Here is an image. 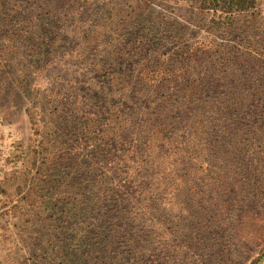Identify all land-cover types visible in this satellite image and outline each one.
<instances>
[{"label": "trees", "instance_id": "trees-1", "mask_svg": "<svg viewBox=\"0 0 264 264\" xmlns=\"http://www.w3.org/2000/svg\"><path fill=\"white\" fill-rule=\"evenodd\" d=\"M259 4L0 0V78L17 71L13 84L29 102L37 140L30 167L18 176L19 199L0 190L8 199L0 217L22 209L24 216L41 204L43 197H32L34 175L54 173L77 158L74 152L84 157L75 175L48 179L67 211L43 204L49 215L36 219L39 242L23 264H148L152 241L158 239L157 252L166 248L168 230L191 246L198 230L227 244L242 220L259 221L253 212L264 201V40L247 36L252 24L240 19L254 16ZM155 7L182 12L190 27L172 36ZM170 40L177 42L173 51ZM76 63L69 88L55 93V83L40 85L39 74L72 72ZM53 120L65 122L71 147L45 160L42 126ZM246 156L256 161L247 164ZM203 198L217 207L211 227L195 224ZM221 216L232 224H221ZM172 253L169 264L187 259L179 249Z\"/></svg>", "mask_w": 264, "mask_h": 264}, {"label": "rangeland", "instance_id": "rangeland-1", "mask_svg": "<svg viewBox=\"0 0 264 264\" xmlns=\"http://www.w3.org/2000/svg\"><path fill=\"white\" fill-rule=\"evenodd\" d=\"M154 10L164 14L165 19L168 21L166 29L172 32V36L174 37L176 35V30L190 27V20H186L183 17V13L180 11H173L172 8L160 9L158 7H155ZM257 10L254 16H243L240 19L243 21L245 18L252 24V29L248 30L247 36L251 37L254 41H263L264 0H260ZM191 29L192 27L186 29V32L192 34ZM167 47L170 51H173L177 48V42L175 40H170ZM56 61L57 60H55V62ZM69 65L72 68V72L67 73L62 69H49L48 72L39 74L41 75L39 76L41 77L40 85L46 87L55 83L54 86L57 87L55 93H58L61 87L65 89L69 88L64 84L75 78L76 71L74 67L77 66V63L76 65ZM16 73L17 71L12 69L6 71L2 75V78H0V190L6 191V195H13L12 199H9L11 201H15L20 197L19 194L15 193L16 187L21 182L18 176L23 169H28L30 167L32 148L37 143L34 137L36 134L30 129V120L28 117L29 102L13 84V76ZM77 79L80 80V77L77 76ZM88 79L95 82L99 81L97 75H90ZM60 85L61 87H59ZM53 121L54 122L49 121L45 126H42L40 123V127L42 126V128H45L44 132L46 137L44 136L43 138L48 139L47 145L45 143L40 146V148H42L41 151H43L41 155H45V160L48 158L50 159L54 155H64L71 147L68 138L64 136L69 135L65 128V122L59 120ZM74 153L77 154V158L73 161H66L62 166L55 165L57 169L54 173L47 172L46 175L45 172L41 171L40 175H34L36 178L34 180L35 186L32 197L40 196L44 199H39L41 204H39L38 207L33 208V206L30 205L29 208L24 211V216L19 214L23 213L22 209L19 213L16 212L13 215L7 214L0 217V264H23V261L35 251L39 242L38 236L34 234L39 231L36 219L48 217L49 215V212L44 213L43 211L44 203H46L45 206H47V208L53 205L56 206L53 207L57 209L58 212H61L65 208V211H67L68 202L64 201L61 203V198H58L56 194L53 195L48 191L46 183H48V179L56 180L57 178H53L54 175H57L58 178H62L64 174L68 172L75 175L74 173L76 170L73 168L75 165L79 164L84 157L82 153ZM250 158L251 156H246L243 161L247 164H253L256 159L250 163ZM219 160L221 159L218 158L217 166L219 165ZM261 167L264 169V165ZM62 193L63 190L60 188L58 190L59 196H62ZM5 197L6 196H0V212L4 210L2 207L3 201L8 200ZM216 208L214 204L203 198L195 210V217L197 218L195 224L200 226L205 225V227L210 225L211 227L212 224L215 223L214 217L217 211ZM55 211H52V213L54 214ZM33 214H35L36 217H33ZM61 215L63 216V214ZM61 215L58 217L62 218ZM37 216H39V218H37ZM253 217L259 221H249L246 223V220H242L238 228H235L236 232H234L232 240L227 244L212 241L210 237V233L213 234L212 230H207L205 233L198 230L193 234L197 246H191L188 239L180 240L177 237L174 238V236L170 234V230H168L170 241L166 248L157 252L158 239L152 241V251L148 259V264H169L170 258L173 255L172 251L175 250L177 252V249H179L183 256L187 257L185 261L179 262V264H256L258 259L264 254V201L255 207ZM221 218H223L221 224L224 226L227 227L232 224L227 216H221ZM167 220L170 222L167 223L166 228L170 229L172 219L167 218ZM259 232L262 233L261 236H258L260 235ZM164 240L167 241V238ZM173 242H175V244ZM153 249L155 250L154 253Z\"/></svg>", "mask_w": 264, "mask_h": 264}, {"label": "water", "instance_id": "water-1", "mask_svg": "<svg viewBox=\"0 0 264 264\" xmlns=\"http://www.w3.org/2000/svg\"><path fill=\"white\" fill-rule=\"evenodd\" d=\"M264 263V254L258 259L256 264H263Z\"/></svg>", "mask_w": 264, "mask_h": 264}]
</instances>
